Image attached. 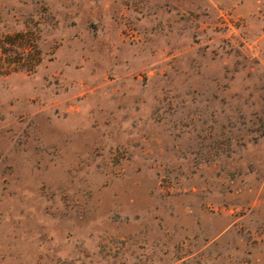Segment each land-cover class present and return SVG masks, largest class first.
<instances>
[{
	"label": "rangeland",
	"instance_id": "374dc122",
	"mask_svg": "<svg viewBox=\"0 0 264 264\" xmlns=\"http://www.w3.org/2000/svg\"><path fill=\"white\" fill-rule=\"evenodd\" d=\"M0 264H264V0H0Z\"/></svg>",
	"mask_w": 264,
	"mask_h": 264
}]
</instances>
